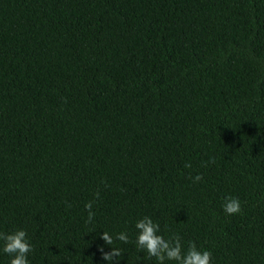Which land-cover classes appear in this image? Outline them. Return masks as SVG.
<instances>
[{
    "label": "trees",
    "instance_id": "obj_1",
    "mask_svg": "<svg viewBox=\"0 0 264 264\" xmlns=\"http://www.w3.org/2000/svg\"><path fill=\"white\" fill-rule=\"evenodd\" d=\"M145 216L264 264V0H0V232L30 264H101L125 231L120 264H155Z\"/></svg>",
    "mask_w": 264,
    "mask_h": 264
},
{
    "label": "clouds",
    "instance_id": "obj_2",
    "mask_svg": "<svg viewBox=\"0 0 264 264\" xmlns=\"http://www.w3.org/2000/svg\"><path fill=\"white\" fill-rule=\"evenodd\" d=\"M199 180L200 176L193 177ZM89 209L87 221L90 222L94 213L90 210L91 203H86ZM222 209L228 214L240 211V201L235 196H227ZM136 238L134 244L142 252L147 253V261H155V264H164L167 261H175L176 264H211L209 250L198 248L195 243L189 242L186 248H182L181 239L177 234L165 238L160 234V225L151 217L145 216L135 223ZM102 243L97 244V251L100 253L101 264L111 261V264H120L121 248L112 247L114 239L127 243L129 236L125 231L116 232L114 235L103 229L98 234ZM107 247V250L105 248ZM32 249L26 231L17 228L10 232H0V252L9 254L8 264H30L28 254Z\"/></svg>",
    "mask_w": 264,
    "mask_h": 264
}]
</instances>
